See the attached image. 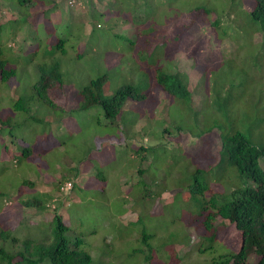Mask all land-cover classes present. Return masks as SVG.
<instances>
[{
    "label": "rangeland",
    "instance_id": "1",
    "mask_svg": "<svg viewBox=\"0 0 264 264\" xmlns=\"http://www.w3.org/2000/svg\"><path fill=\"white\" fill-rule=\"evenodd\" d=\"M55 1L58 3V9L63 13V21L73 22L71 25L68 23L61 25L65 33L72 34L75 39L86 24L87 27L82 35V39H86L90 25L99 23L100 27L97 28L96 35L102 40L99 48L98 46L95 48V50L98 48L97 52H94L92 48L98 38L92 37L89 40L87 55L62 57L65 82L69 80L70 85L66 93L60 88L55 90L57 101L61 105L66 106L67 109L72 107L68 99L78 102L80 98L74 95L78 87L104 73H109L110 76L106 86L107 94L113 93L122 82L130 81L129 72L123 69L127 65L126 59L129 58L127 53H124L125 63L122 62L119 66L118 54L110 53L107 57L105 55L106 50L111 48L129 47L128 40L118 39L111 33L115 30L133 35L135 28L120 22L129 18L135 23L145 22V25L149 24L148 26L160 25L163 29H168L170 33L177 34L176 40L171 39L164 44L163 47L167 53L163 61H169L173 52L176 48L178 49L174 59L165 64L172 71H185L190 75V86L197 101L195 111L198 115L194 116L193 110L186 111L189 108L185 110L179 103H173L166 108L167 94L162 90L157 92L161 99L157 107H153V102H156L157 98L153 95L149 97L146 102L147 107L143 108L148 113L134 126L137 140L133 142L138 143V140H141L140 143L146 146L157 147L148 151L147 159L144 161V167L149 165L148 176H146L148 183L140 182V187L133 185V191L128 188V185L132 186L133 182L140 180L136 171L138 162L133 160L127 150L119 151L116 159L112 158L105 164L99 157L100 152L97 154L95 149L88 150L93 149L96 144L95 140L93 141V138H96L95 134L109 132L97 123L98 114H94L96 109L86 112L76 110L71 114L72 118L77 119L83 127L82 132L78 133L74 132L70 125L67 130L64 120L67 113H64L62 118L55 113L46 115L50 121V127L48 124L34 120H30L25 125L13 126V135L20 137L24 134L27 142L28 137L32 140V134L29 132L25 134L23 131L29 127L28 124H31L37 125L39 130L46 131L50 128L55 135L65 132V138H59L65 143L52 151H46L45 156H42V153L34 160L30 159L29 163L24 158L17 164L11 159L0 160V226L3 222H11L10 226L21 235L30 231L37 232L39 235L40 230L36 226L40 224L46 231L53 230L54 223L46 221H50L55 213H59L69 225V231L66 233L68 238L73 239L76 235L84 237V249L93 257L91 264H146L143 260L144 252H133L135 248L142 246L146 247L147 254H153V260H161L159 256H164L166 252L168 256L171 253L169 248L187 238H191L192 246L188 243H179L173 249V253L179 257L178 263H211V256L208 255L212 252L208 250V255H204L196 251L195 243L198 240V234L193 229L188 232L186 227L191 211L198 210L195 204L188 202L186 204L181 198L182 186L187 183L192 184L195 179L194 171L189 169L191 161L188 157L189 153L181 151L175 142L170 143L167 135L160 129L171 124L170 135L174 137L178 136L175 125L181 124L188 130L205 128V131H209L204 134L213 135L220 144L221 131L241 129L251 141L257 145H264V30L261 21L255 20L251 15L257 0H138L136 8L134 5L128 8L129 3L126 0H118L123 8L117 14L112 12L113 15L110 14L111 12L108 13V10L105 13L92 12V6L101 8L96 2L90 5L86 4L87 0H74L76 3L73 5L70 4L72 0ZM109 1L111 0H106L105 3ZM23 8L18 0H0V24L20 18L25 14ZM113 16L116 17L113 18ZM53 20H57V13L53 15ZM114 21L119 23L113 25ZM110 23L114 26L112 30L109 27ZM13 27L10 26L7 31L2 32L0 42L3 43L6 38V50L12 56H18L28 52L34 46L30 38L33 28L29 24L18 30ZM56 29L59 31L56 34L60 35L59 26ZM41 31L42 29L40 33ZM14 34L15 39L11 38ZM73 49L77 51L78 44L71 50ZM155 54L159 55V51ZM103 56L110 71L103 63ZM194 60H196L194 67L198 71L192 67ZM19 70L22 73L24 66L21 65ZM32 77H34V71H29L24 77V87L29 88L24 90L26 95L32 92L30 88ZM1 84L2 82L0 83V103L6 106L10 100L17 98L14 89L18 84L15 81L10 89ZM201 94L204 98L198 100ZM229 101H232L233 105L219 111V106ZM37 105L38 109L34 108V114L40 115L39 113L46 111V105L41 102ZM176 114L178 117L175 119ZM189 114L193 116L189 118ZM126 116L128 124L132 122L136 114L131 113L129 117L127 113ZM158 133L162 135L158 136ZM10 136L12 138V135ZM1 139L2 143H5V140ZM10 142L11 139H7V143ZM39 142L41 140L37 143ZM2 143L0 142V148ZM37 150L41 151L38 148ZM89 151L87 163L85 161L83 164L80 163L79 161L84 160ZM76 154L79 156L74 159ZM103 156H107V152ZM260 162L264 168V157ZM79 163L80 166H78ZM205 164L208 167V162ZM89 165H93L94 170ZM72 166H78L81 169L84 168L83 166L88 167L76 176V170L72 169ZM96 169L101 177L96 174ZM215 174V169L208 170L206 177L209 180L216 179ZM103 176L107 180L106 188L102 189L89 184L92 180L106 181L103 180ZM65 177L70 178L65 179ZM153 178H157V183ZM26 180L34 182L35 185L32 188L39 192H47L53 197H58L57 210H38L35 207L23 206L18 197L20 191H22L21 197L25 193L33 192V189L28 186L23 187V181ZM56 180H61L62 184L65 180H71L76 186L73 185L71 189L64 190L62 193L53 183ZM162 189L166 191L157 196L159 200L156 205L153 200L156 194L151 197L149 193L151 190L157 193ZM10 199L12 203H7ZM160 205L161 208H158ZM217 226L218 249L225 247L237 250L241 244L240 232L233 224L222 218H218ZM143 232L154 235V240L150 241L151 244L154 243L151 249H148L138 236H141ZM256 259L255 255H251L249 264L254 263ZM46 263L50 264V261Z\"/></svg>",
    "mask_w": 264,
    "mask_h": 264
},
{
    "label": "trees",
    "instance_id": "2",
    "mask_svg": "<svg viewBox=\"0 0 264 264\" xmlns=\"http://www.w3.org/2000/svg\"><path fill=\"white\" fill-rule=\"evenodd\" d=\"M126 1L129 3L128 8H132L133 5L136 8L138 0ZM18 2L21 7H24L25 14L12 20L13 22L0 24V35L2 32L7 31L10 26L13 27V24V28H16V30L29 24L33 28L30 38L33 40L34 46L28 52L12 56L6 50V38H4L3 43L0 42V83L2 82L1 85L9 89L15 81L18 84L14 89V92L17 93V98L10 100L6 106H2L0 103V136L5 140V143H2L0 138L2 143L0 160L11 159L17 164L24 158L29 163L31 162L30 159L33 158L32 160H34L41 156L42 153V156H45L46 151H52L65 143L59 139L65 138V132L55 135L50 128L46 131L39 130L37 125L31 124H28L29 127L23 131L25 134L28 132L32 134V140L31 137H28L27 142L24 134H21L20 137L13 135V126L25 125L30 120H34L38 123L48 124L50 127V121L46 115L55 113L62 118V115L67 113L64 118L67 130L70 125L75 130L74 132L78 133L82 132L83 127H81L77 119L72 118L71 114L76 110L86 112L96 109L94 114H98L97 123L102 129L109 132L100 135L95 134L96 138H92L96 144L94 142V148L88 150L93 151L95 149L97 154L100 152L101 154L98 156L104 160V164L112 158L116 159L119 151L127 150L133 160L135 159L138 162L136 171L140 179L137 182H133L132 186L129 184L128 188L133 191V185L140 187V182H143V184L148 183L146 176H148L149 165L147 167L143 165L147 159L148 151L157 146H146L140 143L141 140L135 143L137 139L135 138L136 131L134 126L146 117L148 112L143 108L147 107L146 102L149 97L153 95L157 98L156 102H153V107H157L161 101L157 92L162 90L167 94L166 108L173 103H179L185 110L189 108L186 111L193 110V115H198L195 111L197 101L190 86V75L185 71H172L165 64L174 59L178 49L176 48L169 61H163L165 59L164 55L167 53L163 47L164 44L171 39L176 40L178 38L177 34L170 33L168 29L165 30L160 25L148 26L149 24L145 25V22L135 23L129 18H125L120 22L128 25V27L135 28L134 34L129 35L128 33L112 30L113 25L118 24L119 21H114L113 25L110 23L109 27L112 30V35L118 39L124 38L128 40L130 45L128 48L121 46L109 50H106V48L105 55L107 57L110 53L118 54L117 63L119 66L122 62L125 63L126 55L124 53H127L129 58L126 59L127 65L123 69L127 73L129 72L128 79L130 81L122 82L113 93L107 94L106 86L110 81L109 73L93 77L87 84L78 87V90L74 92L75 97L80 98L78 102L68 99L72 107L67 109L66 106L61 105L57 101L55 93L58 88L66 93L70 85L69 80L65 82V69L61 59L69 55L77 57L87 55L89 40L92 37L98 38L92 48L94 52H97L99 44L102 43L101 37L96 35L100 24L90 25L89 30H87V32L89 31L87 38L82 39L85 27H87L85 24L83 31L79 32L74 39L72 34L65 33L61 28L62 24L68 23L71 25L73 22L63 21V13L58 9V3L55 0H18ZM78 2L82 4L81 1ZM95 2L101 8L92 6V12L105 13L108 10V13L111 12L110 14L113 15L112 12L117 14L123 8L118 0H111L107 3H105L106 0H87L86 4L94 5ZM56 13L57 20L55 21L53 20V15ZM251 15L255 20L261 21L264 30V0L256 1L255 7L251 10ZM58 26L60 35L56 34L59 32L56 29ZM11 38L15 39V34ZM77 44L79 49L77 51L76 49L71 50ZM97 46L98 48L95 50ZM158 51L159 55H156L155 53ZM191 56L193 57L192 54ZM105 62L103 56V63L110 71ZM195 63L196 60L192 63V67L195 71H198L194 67ZM21 65L22 67L24 66L22 73L19 70ZM29 71H34V77H32L30 86L32 92L26 95L24 90L29 88L25 89L23 81ZM66 96L68 95L66 94ZM218 96H220L219 93ZM199 97L198 100H203L204 98L202 94ZM39 102L46 105L47 108L44 113L36 115L33 110L34 108L38 109L37 104ZM231 105H233V102L229 101V103H224L223 106L220 105L218 109L222 111ZM127 113L129 117L131 113L136 114L132 122L128 124L126 122L128 119ZM191 115H188L189 118ZM177 117L178 114L174 118L176 119ZM170 125L168 124L161 128V132L163 131L167 135L170 143L175 142L181 151L189 153L188 157L191 159L189 169L192 172L194 171L195 174L192 184L187 183V185L184 184L182 186L181 198L184 203H193L198 207L197 211H191L187 222L188 226H186L188 232L193 229L198 234V240L195 243L196 251L204 255H208V250L211 251L212 254L208 256H211L212 262L209 264H249L251 255H255L257 258L251 264H264V168L260 162L261 158L264 157V145H257L251 141L250 137L241 129L221 131V144L216 141L213 135L204 134L209 130L205 131V128L188 130L184 129L181 124L175 125L178 136L173 137L170 135ZM5 129L9 130L6 131ZM8 133L12 135V138ZM161 135L158 133V136ZM9 138L11 142L7 143ZM39 140L41 142L37 143ZM37 148L41 149V151H38ZM90 151L87 152L84 160L79 161L80 163H87ZM105 152H107V156H103ZM74 156L75 159L79 155L77 156L76 154ZM105 159L107 160L105 161ZM205 162H208V167L205 166ZM80 163L78 166H80ZM78 166H72V169L76 170V176L88 167L83 166L84 168L81 169ZM89 166L94 170L95 167L93 165ZM214 169L216 170V179H207V171ZM97 173L98 170L96 171ZM170 174H172L171 170ZM98 177L101 176L98 175ZM69 178L65 177V179ZM103 178V180H106L105 176ZM153 180L157 183V178H153ZM56 181H53L56 185L55 187H58V190L64 193L62 187L67 180L63 184L60 182L61 180ZM100 181L92 180L89 181V184L104 189L107 180L101 181L104 182L103 184ZM23 185V187L28 186L33 189L32 193L29 191L30 193L23 194V197H21L22 191L18 194L23 206L35 207L38 210H57L58 197H53L47 192H39L32 188L35 185L32 181H23ZM73 185L76 186L74 181ZM165 191L162 189L156 193L151 190L149 193L151 197L156 194L155 198H153L154 204L157 205L159 200L157 196ZM7 203H12V200H7ZM158 208H161V205ZM218 218L227 220L240 232L241 244L237 250H230L225 247L218 249ZM46 222L54 223L53 230L46 231L39 224V226H36L40 230L39 235L34 231L21 235L10 226L12 225L11 222H3L2 226H0V264H47L46 261L48 260L50 264L92 263V255L84 249V237L80 235H76L73 239L67 237L66 233L69 231V225L61 214L55 213L53 218ZM138 236L139 238L141 237L142 243L148 249L154 246V243L151 244L150 242L154 240L153 234L143 232L141 236ZM179 243H188L192 246L191 238L180 240L176 245ZM174 247L169 248L171 253L168 256V252L164 253V256H159L161 260H153V254H147L144 246L135 248L133 252H144L143 260H145L146 264H155L156 261L157 264L160 262L164 264H179L177 261L179 257L176 253H173ZM165 261L170 262L166 263Z\"/></svg>",
    "mask_w": 264,
    "mask_h": 264
},
{
    "label": "built area",
    "instance_id": "3",
    "mask_svg": "<svg viewBox=\"0 0 264 264\" xmlns=\"http://www.w3.org/2000/svg\"><path fill=\"white\" fill-rule=\"evenodd\" d=\"M75 1L74 0H72V1H70V4H73ZM73 186V182L71 181V180H69V181H67V182H65L64 183V185H63V189L64 190H68V189H71V187Z\"/></svg>",
    "mask_w": 264,
    "mask_h": 264
}]
</instances>
